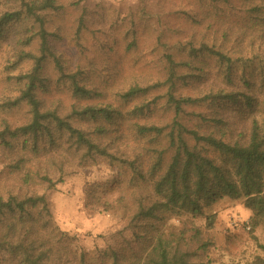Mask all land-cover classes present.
<instances>
[{"label":"trees","instance_id":"16d2710c","mask_svg":"<svg viewBox=\"0 0 264 264\" xmlns=\"http://www.w3.org/2000/svg\"><path fill=\"white\" fill-rule=\"evenodd\" d=\"M8 1L14 7L0 12V57L12 54L0 102L8 183L0 187V264H198L216 225L217 213L208 210L226 199L243 201L251 214L244 226L258 242L257 231L264 232V0H200L175 20L163 17L167 2L158 0L155 20L170 34L158 39L162 79L145 88L132 80L122 86L110 61L115 24L101 43L104 61L94 56L84 68L82 58L66 55L60 28L49 30L48 15L62 14L65 5ZM81 4L71 1L77 9ZM86 24L82 13L77 36ZM204 30L212 37L201 38ZM180 33L186 42H163ZM124 35L131 50L138 29L128 27ZM181 83L204 91L178 94ZM156 88L165 94L141 100ZM195 106L210 112H188ZM23 107L22 123L12 124L8 115ZM158 109L171 113L164 123ZM93 159L107 162L111 177L89 189L87 207L120 214L123 226L89 254L79 253L76 237L54 222L47 193L64 183L67 168ZM259 249L248 264H264V244Z\"/></svg>","mask_w":264,"mask_h":264},{"label":"rangeland","instance_id":"374dc122","mask_svg":"<svg viewBox=\"0 0 264 264\" xmlns=\"http://www.w3.org/2000/svg\"><path fill=\"white\" fill-rule=\"evenodd\" d=\"M72 0H59L66 6V11L62 14L48 15V26L50 31H58L63 39L64 51L68 57L82 58L83 66L86 68L90 58L98 57L102 60L104 55L101 51V43L106 44L107 39L104 33L112 29L113 24L114 37L117 42L112 44L114 51L111 52L110 61L116 66L118 71L124 77L122 86L132 82H140L142 87H150L157 84L162 76L163 48L159 45V37L161 34L167 33L155 19L157 13L162 9L158 8V0H82V9L72 7ZM77 1V0H76ZM200 0H166L167 9L163 10V17L167 20H175L177 13L191 11ZM235 4L240 3V0H233ZM193 6V7H192ZM14 5H9L8 0H0V12ZM81 10V12H79ZM85 14L87 18L86 28L79 36L76 35L78 29V17ZM131 13H135L137 18L132 19ZM145 22H150L149 26H144ZM166 24V23H164ZM134 27L138 29L139 40L135 47L128 50L127 43L124 38L126 29ZM201 38H204L208 33L200 32ZM170 34V33H167ZM170 37H165L164 43L169 46H174L178 42H186L183 34L176 36L172 34ZM211 38V35H208ZM81 56H77L79 54ZM11 52L5 53L0 57V102L6 98L7 92L5 89L4 68L8 66V61ZM97 60V62H101ZM104 61V60H102ZM24 66V65H23ZM28 67V65H27ZM26 69V65L24 66ZM20 72H16L19 75ZM98 82V78H105L103 73L93 75ZM98 76V77H97ZM120 88V87H119ZM204 91L203 86L191 84H180L178 86V94L185 96L197 97ZM164 88H156L152 90L148 98H141L143 101H153L158 96L164 95ZM61 98H68L67 95L58 93ZM106 98V97H103ZM110 100V99H107ZM95 102H106V99H94ZM164 104V99L160 100ZM27 108L8 115L12 124L22 123ZM158 120L165 122L171 114L163 113V110H156ZM188 112L208 114L210 111L206 106H195L188 108ZM231 114V113H229ZM228 114V115H229ZM3 118L0 112V119ZM124 128L127 129L126 126ZM0 148V187L8 185L5 181V155ZM70 174L65 178L64 183L60 184L55 191L47 193L50 203L54 222L61 228L62 231L76 237L75 249L89 254L97 253V249H103L109 243V235L122 228V217L118 213H109L103 209L91 211L87 207V194L90 188L99 184H106L110 181L111 169L107 162L102 159H93L87 164L67 168ZM12 182V181H11ZM14 184L11 183L10 187ZM110 197V195H109ZM111 198V197H110ZM216 212V225L213 231L209 233L211 240V248L206 256L199 258L198 264H228L231 262H240L248 264L253 258L262 254L259 249V244H264V232L260 228L256 236L258 242L254 241L249 234V230L244 226L248 221L247 210L243 205L242 200L226 199L220 201L213 209L208 210V213ZM232 222H236L237 226H232ZM178 224V221H174ZM179 225V224H178Z\"/></svg>","mask_w":264,"mask_h":264},{"label":"built area","instance_id":"2783aa9c","mask_svg":"<svg viewBox=\"0 0 264 264\" xmlns=\"http://www.w3.org/2000/svg\"><path fill=\"white\" fill-rule=\"evenodd\" d=\"M232 226H237V223L236 222H232Z\"/></svg>","mask_w":264,"mask_h":264},{"label":"crops","instance_id":"0c3cea01","mask_svg":"<svg viewBox=\"0 0 264 264\" xmlns=\"http://www.w3.org/2000/svg\"><path fill=\"white\" fill-rule=\"evenodd\" d=\"M248 213H247V216H248V220H249V218H250V212L249 211H247Z\"/></svg>","mask_w":264,"mask_h":264}]
</instances>
